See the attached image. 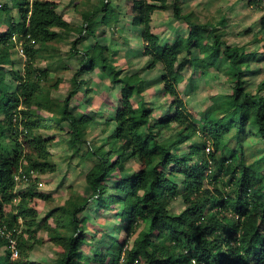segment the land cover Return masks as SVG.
Here are the masks:
<instances>
[{
  "label": "trees",
  "instance_id": "1",
  "mask_svg": "<svg viewBox=\"0 0 264 264\" xmlns=\"http://www.w3.org/2000/svg\"><path fill=\"white\" fill-rule=\"evenodd\" d=\"M12 1L18 18L0 1L8 22L0 33V141L6 139L11 148L0 145V229H5L0 264H45L32 258L36 245L45 241L40 229L58 248L55 264H90L92 257L82 251L88 242L82 213L94 198L99 206L117 210L123 233L93 250L100 264H264V79L257 92L247 83L251 62L261 60L257 52L230 45L222 28L181 11V0H128L127 14L142 27L144 54L150 57L145 68L161 66L164 93L173 99L174 109L158 117L144 100L147 85L141 72L121 77L106 46L78 48L85 33L96 29L91 20L108 10L111 0L85 11L80 28L60 12L61 0ZM167 9L186 21L187 36L163 41L155 32V11ZM259 24L264 34V13ZM74 29L80 35L69 50L82 59L68 95L61 98L53 90L63 77L52 76L53 66L63 62L57 49ZM19 47L25 55L23 70L6 69L13 63L11 50ZM189 65L225 71L232 83L230 91L213 95L199 114L187 107L179 88ZM98 66L121 89L113 129L93 144L88 138L91 117L78 112L71 100L85 83L79 75ZM7 73L16 82L12 88ZM136 96L140 100L134 102ZM172 129L173 134L161 138ZM41 130L67 133L74 154L90 160L88 195L70 194L53 205L52 195L41 191V175L57 171L51 151L55 136ZM195 133L203 146L191 142L181 150ZM133 159L137 169L129 165ZM180 197L184 207L174 212ZM37 199L50 201L43 217Z\"/></svg>",
  "mask_w": 264,
  "mask_h": 264
},
{
  "label": "rangeland",
  "instance_id": "2",
  "mask_svg": "<svg viewBox=\"0 0 264 264\" xmlns=\"http://www.w3.org/2000/svg\"><path fill=\"white\" fill-rule=\"evenodd\" d=\"M1 1L4 3L11 0ZM102 1L104 0H61L59 9L73 26L80 28L84 21L83 13L92 10L96 5L102 6ZM181 3V11H192L201 21H208L209 26L222 28V38L230 45L245 46L257 52L261 60L251 62L254 70L249 73L247 82L249 89L252 92H257L259 82L264 79V34L260 30L259 24L260 16L264 13V0H181ZM128 8V0H111L110 8L98 12L91 20L96 29L94 33H85V38L79 42L78 48L80 51H85L96 44L106 46L105 54L120 70L121 77L141 72L140 76L147 85L144 100L154 108V115L159 117V115L174 109L173 99L164 93L161 66L154 69L145 68L150 57L144 54L142 27L132 22V17L127 14ZM171 10H158L154 18V30L162 37L163 41H174L180 35L187 36L189 32L186 21L182 18H175ZM3 22L6 26L0 24V33L8 27V22L6 20ZM79 35V30H72L70 34L65 35L57 49L63 62L58 66H53L56 71H53L52 76L59 75L63 77V81L59 85V89L53 90V94L61 98L68 95L72 87V77L80 67L82 54L71 55L69 50L72 46L71 42ZM14 52L18 57L13 68L21 71L24 67L25 55L18 49H14ZM195 52L196 56L200 55L197 50ZM42 64L46 65L47 61H43ZM10 68V66L6 67V69ZM184 75V80L179 83L181 95L186 101L187 107L198 114L210 106L213 95L231 90L232 83L228 80L229 75L215 67L203 69L189 65L185 69ZM6 79L11 88L16 84L11 73H7ZM79 79L85 83L72 98L71 104L77 108L78 112H84L91 117L88 138L93 144H100L113 129L111 124H113V116H115L119 105L121 85H113L112 76L108 75L107 70L101 66L81 73ZM138 100H140V96L134 98V102ZM108 119L110 123L107 125L105 121ZM41 132L45 136H55L51 151L52 159L57 164V171L41 175V191L52 195L53 205L63 203L70 194L88 195L91 189L87 187L86 174L92 166L90 160L79 154H74L73 149L69 146L67 133H56L54 130H41ZM174 132L175 129L164 130L161 138H166ZM198 135L195 133L193 137H189L181 150H185L186 144L191 142L203 146V140ZM0 145L5 150L11 149L9 142L4 138L0 141ZM83 145L81 144V152L84 149ZM205 145L206 150H210L211 146L208 142ZM219 154L221 155V153ZM129 165L132 169H137L139 163L133 159ZM125 176L126 174H121V177ZM117 181L118 179L115 178L109 183L113 187L112 184ZM114 190L112 188V192ZM36 202L40 216L43 217L46 209L50 206V201L45 202L42 199H37ZM183 207L184 203L181 197L173 203L174 212L181 211ZM116 212L115 209L99 206L98 199L94 198L82 213V216L87 218L88 226L86 230L88 242L83 244L82 251L92 257L90 264H100L94 258V249L108 246L113 238H118L123 234L120 232L121 226L119 218L115 215ZM38 232L45 241L36 245L32 258L45 264H55L57 246L47 239V232L42 229Z\"/></svg>",
  "mask_w": 264,
  "mask_h": 264
},
{
  "label": "crops",
  "instance_id": "3",
  "mask_svg": "<svg viewBox=\"0 0 264 264\" xmlns=\"http://www.w3.org/2000/svg\"><path fill=\"white\" fill-rule=\"evenodd\" d=\"M1 1V0H0ZM2 2V1H1ZM3 3V2H2ZM4 3H7V4H9V6H11V8L13 9V14L18 18L19 17V14H17L18 13V8L17 7H15L14 5H13V1L11 0V1H9V2H4ZM59 8H60V6H59ZM60 10V9H59ZM15 11V12H14ZM158 11V10H157ZM157 11H155V14H154V18H155V16L157 15ZM61 12V11H60ZM64 17H65V15H64ZM66 19V18H65ZM3 20H6L5 19V14L3 13V11H1L0 10V24L1 25H3V26H6L5 24H4V22H3ZM67 20V19H66ZM70 22V21H69ZM153 25H154V21H153ZM78 28H79V26H77ZM3 30H4V27L2 28ZM161 39H162V37H161ZM14 49H19V48H14ZM14 49H12L11 51H12V60H13V63H12V65H9L11 68H13V65H14V62H15V60H16V58L18 57V55L17 54H15V52H14ZM16 51V50H15Z\"/></svg>",
  "mask_w": 264,
  "mask_h": 264
},
{
  "label": "built area",
  "instance_id": "4",
  "mask_svg": "<svg viewBox=\"0 0 264 264\" xmlns=\"http://www.w3.org/2000/svg\"><path fill=\"white\" fill-rule=\"evenodd\" d=\"M22 49H23L22 47H19L18 50L23 53V50ZM41 184H42V182H41ZM0 233L1 234H4L5 233V229L4 228H1L0 229ZM17 255H18V249L15 247V242L12 240V256L13 257H16Z\"/></svg>",
  "mask_w": 264,
  "mask_h": 264
}]
</instances>
